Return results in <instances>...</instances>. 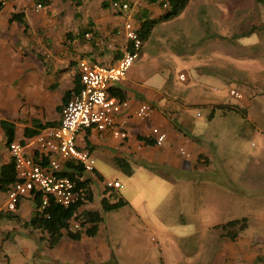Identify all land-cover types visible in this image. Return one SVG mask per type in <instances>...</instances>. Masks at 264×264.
<instances>
[{
  "label": "rangeland",
  "instance_id": "1",
  "mask_svg": "<svg viewBox=\"0 0 264 264\" xmlns=\"http://www.w3.org/2000/svg\"><path fill=\"white\" fill-rule=\"evenodd\" d=\"M167 11L153 5L152 18ZM131 70L156 104L151 115H164L178 132L166 144L191 165L132 160L127 174L92 154L105 179L123 183L118 192L129 202L105 213L93 238L109 242V264H264V0H190L155 26L127 76ZM93 185L90 208L101 209L104 181ZM242 218L248 227L236 240L217 227ZM13 224L20 236L14 247L0 246V264H59L41 255L40 231Z\"/></svg>",
  "mask_w": 264,
  "mask_h": 264
},
{
  "label": "crops",
  "instance_id": "2",
  "mask_svg": "<svg viewBox=\"0 0 264 264\" xmlns=\"http://www.w3.org/2000/svg\"><path fill=\"white\" fill-rule=\"evenodd\" d=\"M104 1L108 3L107 6ZM130 1L138 5V12L148 8L153 16L152 6L157 4H149L146 0ZM39 4H42L41 8ZM123 27L124 18L112 10L111 0H9L0 9V172L2 166L12 160L3 123L12 127L14 141L25 144L27 154L38 157L35 137L45 128L59 124L62 108L67 102L64 100L65 93L73 89L78 81L79 60L85 58L106 64L118 62L128 46ZM82 30L87 31L85 36L80 35ZM136 79L134 70H131L126 80L111 87L123 93L128 102V138L121 140L109 130L86 128L78 132L77 145L93 155L98 152L100 156H108L119 169L116 158L130 164L132 160L149 159L167 160L173 166H180L184 162L185 167L190 166V162L177 157L171 144L165 141L162 145L145 143L141 139L147 136L154 141L152 129L155 127L165 133V140L169 137L177 138L178 132L170 129L169 121L160 113H152L146 120L136 117L135 112L142 103H150L153 109L156 106L134 83ZM4 109L7 111L5 116L2 113ZM187 150L191 156L190 148ZM201 153L203 150L199 156ZM95 167L97 180H108L101 169ZM92 189L95 200L94 185ZM105 189H100L101 199ZM7 193L0 189V213L8 210ZM119 194L126 199L122 193ZM94 200L85 208L94 209L90 208ZM34 210L33 197L27 196L21 199L16 213L27 220ZM2 220H7L8 224L6 227L0 225V246L4 247L20 236L19 229L13 223H18L20 227L21 224L6 217H0V222ZM100 231L101 226L98 234ZM94 237L84 235L78 241L64 237L53 249L43 247L41 255L48 263H111L113 249L109 242L104 238L94 240ZM65 238L70 239V242L67 239L65 241ZM12 245L14 247L15 243Z\"/></svg>",
  "mask_w": 264,
  "mask_h": 264
},
{
  "label": "built area",
  "instance_id": "3",
  "mask_svg": "<svg viewBox=\"0 0 264 264\" xmlns=\"http://www.w3.org/2000/svg\"><path fill=\"white\" fill-rule=\"evenodd\" d=\"M9 0H0L4 7ZM39 8L42 4L38 5ZM111 8L124 18V31L128 46L122 57L114 64L91 61L85 58L79 60L81 89L68 100L61 111L58 125L45 128L35 137V146L39 156L29 155L22 142H11L9 149L15 160L17 181L8 190L7 209L16 211L24 197H31L33 192L40 191L44 195V204L53 197L58 203L68 207L82 203L80 209L90 203L89 186L86 179H98L95 159L87 149L77 145V135L81 129L96 128L99 131L109 130L114 137L126 140L129 136L126 113L128 102L110 92V88L127 78V72L139 56L144 45L140 36V22L135 18L138 5L130 0H111ZM90 36V34H87ZM181 79L185 75L181 74ZM231 93L237 97L242 94L236 90ZM153 106L142 103L135 115L140 120H146L151 115ZM156 144L162 145L166 135L158 127L152 129ZM181 153L190 156L184 148ZM73 161L81 164L84 174L76 177L63 175L65 164ZM105 188L119 190L123 187L120 180H104ZM79 211L71 220L73 229L80 227L77 220Z\"/></svg>",
  "mask_w": 264,
  "mask_h": 264
},
{
  "label": "trees",
  "instance_id": "4",
  "mask_svg": "<svg viewBox=\"0 0 264 264\" xmlns=\"http://www.w3.org/2000/svg\"><path fill=\"white\" fill-rule=\"evenodd\" d=\"M149 4H157L162 8H168L167 13L159 19L151 17V11L148 8H142L136 14L135 18L140 22L139 33L144 42H146L152 34L155 26L163 20L173 19L179 16L188 6L190 0H146ZM104 5H108L104 1ZM2 7H0L1 9ZM18 15V14H17ZM87 31L82 30L80 35L85 36ZM96 34V33H95ZM75 86L73 89L68 90L65 93L64 100L68 101L71 95L79 92L81 88V76H77ZM111 93L124 100L123 93L110 89ZM216 108L223 111H235L239 112L236 106L217 105ZM216 108L212 111L211 118L216 113ZM5 131L8 136V146L14 141L13 130L11 126L3 123ZM42 128H45L42 126ZM145 143H156V140H152L150 137H142ZM200 161H201V156ZM116 164L127 174H132L133 168L129 162L123 159L116 158ZM63 175H69L75 177L76 174L83 175L84 169L81 165L72 162H66L65 169L62 172ZM17 172L15 160L12 157L10 163L2 166L0 172V189L2 191H8L10 186L17 181ZM86 184L89 186L90 202L94 200V191L92 189V180L86 179ZM35 204V210L30 219L24 220L16 211H5L0 213V217H6L12 220L18 221L24 228H32L41 232V239H44L46 246L50 249L57 247L64 237H68L75 241L80 240L84 235L94 237L100 230L101 223L105 221V213L119 210L126 206L129 202L120 196L118 190L112 188H106L102 193L101 209H89L83 208L82 203L73 204L71 206H64L58 203L53 197H49V200L44 204V195L42 192H33L32 196ZM20 205V203H19ZM19 205L17 209L19 208ZM79 211L77 220L80 222L78 229H73L71 220L74 214ZM223 230H227V236L232 240H236L240 231L245 230L248 227V219H234L227 223L217 226ZM225 234V235H226Z\"/></svg>",
  "mask_w": 264,
  "mask_h": 264
}]
</instances>
